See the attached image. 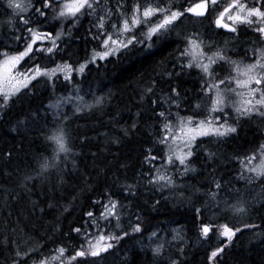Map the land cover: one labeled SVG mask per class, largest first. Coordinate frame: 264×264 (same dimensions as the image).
Here are the masks:
<instances>
[{
  "label": "trees",
  "instance_id": "obj_1",
  "mask_svg": "<svg viewBox=\"0 0 264 264\" xmlns=\"http://www.w3.org/2000/svg\"><path fill=\"white\" fill-rule=\"evenodd\" d=\"M117 1L121 4L125 1L124 11L136 2ZM117 1L109 0V3ZM244 1L255 5L253 0ZM34 2L36 7H40L38 0ZM196 2L198 0H176L183 8ZM229 2L217 0L216 5L210 4L208 13L202 18L187 14L170 33L156 40L151 47H147L150 42L143 46L137 44L97 66L89 65L80 77L81 88L83 91H96L103 102L72 115L66 121L70 131L68 146L72 152L67 159L61 157L57 168L36 175L40 171L38 157L41 154L52 155V143L41 134L50 135L56 124L53 113L46 106L54 92L51 81L37 78L11 99L8 108L0 111V264H12L16 259L13 241L21 250L39 243L45 255H51L58 246L68 249L66 256L74 255L83 243L84 231L97 233L95 228L88 227L92 221L86 213L93 212L98 217L103 207L94 202H106L109 195L123 206V231L127 232V225L133 221L140 223L142 231L135 236L129 231L128 236L100 257L77 258L83 264H170L171 260H177L178 264H264V179L252 184L239 181L240 165L236 160L238 156L249 155L264 141V119L259 116L242 118L238 122V131L228 137L209 135L197 139L188 165L191 170L182 175L179 167L173 175L174 185L161 187L149 184V171L151 169L152 174L155 173L156 167H160V159L152 164L144 161L149 148L154 149L152 154L157 157L166 153L165 147L156 143L161 126L156 113L169 110V104L162 97L172 87H177L181 97L178 107L171 105L173 114H205L210 104V99L201 92L199 70L181 71L183 62L177 59V49L184 47V34L199 32L203 39L224 47L233 60L245 61L252 55L246 49L251 50L250 47L259 41L253 26H242L233 34L217 28L213 22ZM104 5L106 7L108 1ZM11 15L12 10L7 7L6 0H0V24L7 20L10 22ZM24 17H31L42 24V18L34 15V9H29ZM97 22V16L87 15L83 24L71 22V27L67 24L65 31L70 32L71 38L59 42L54 54L45 53L39 59L30 55L23 60L21 67L32 68L33 60L47 66L43 63L45 56L49 59L53 56L72 65L86 60L97 45L96 41H91ZM45 29L54 32L51 26ZM178 32L181 35H177ZM14 43L16 47H12L10 52H17L25 46L24 40ZM3 47L0 45V49ZM229 68L230 65L224 64L215 69L221 76L227 74ZM152 81L156 82L155 91L147 94L145 89ZM154 100L158 103L154 104ZM197 103L201 104V109L195 108ZM18 121L24 122L18 124ZM230 121L235 123L236 117ZM209 153H214L213 158H209ZM26 176L32 179L25 180ZM216 181L223 185L218 195L219 206L207 195L214 190ZM127 185L135 187L132 191H125ZM236 189L240 190L239 193ZM225 198L228 204L237 200L247 201L248 211L241 214L227 208L223 211L221 206ZM223 221L229 227L241 229L231 242L215 233V227L217 229ZM112 223L115 224L114 219ZM207 223L212 231L202 242L199 240L201 227L198 226ZM242 225L255 227L244 228ZM100 227H105L103 222ZM76 228L82 230L79 235L73 231ZM153 229H162L166 233L150 240ZM161 242H164L162 254L154 256L152 248ZM219 247L224 250L209 261L210 253ZM30 263L28 260L27 264Z\"/></svg>",
  "mask_w": 264,
  "mask_h": 264
},
{
  "label": "snow or ice",
  "instance_id": "obj_2",
  "mask_svg": "<svg viewBox=\"0 0 264 264\" xmlns=\"http://www.w3.org/2000/svg\"><path fill=\"white\" fill-rule=\"evenodd\" d=\"M40 7L35 6L34 0H7V7L13 9L14 12H28L29 9H34V15L48 19L49 10L52 12V19L58 21H78L83 15H95L98 17L97 33L93 35L102 51L93 49L89 59L75 68L71 63L61 62L55 64L52 68L42 67L39 63L33 60V67L19 75L15 74L17 65L24 60L25 57L33 55L36 59L45 53L52 55L54 50H57V41L64 35V32L58 30L55 36L50 32H41L37 20L25 19L20 16V20L24 26L36 24V27H27V32L16 37V40H24L25 47L23 51L10 53L8 50H0V111L5 110L10 106L11 99L16 96L21 89H27L30 83L38 77H47L52 80L58 73L64 75V79L70 80L73 72L83 73L86 65L95 62L97 59L103 60L109 56L123 54L129 49L134 48L137 44L145 45V42H150L147 47H151L156 40L160 39L167 33H170L180 21L187 15L192 14L195 17H205L209 11V5H216L217 0H198L187 8H183L176 3V0H154V2H144V0H136V3L131 8L130 15L124 11L125 6L119 5L114 12L110 7H105L101 13L100 0H38ZM256 5L250 7L246 2L241 0H230L215 18V26L224 28L230 32H236L235 24H247L254 27L255 33L259 35L260 43L264 44V0H253ZM119 16L115 23H111L114 16ZM225 19L231 23H225ZM155 21V22H153ZM111 23V31L106 25ZM141 27L146 28V31L137 35ZM181 35V33H177ZM49 40L51 47L34 48L37 41ZM184 48L177 49L179 55L177 59L182 61L180 67L183 72L185 69H198L201 74V92L205 97L210 99V105L206 109V114L194 112L188 116H181L179 112L173 114L170 111L171 105H177L180 100V93L177 87H172L170 92L165 94L162 99L169 104V110L156 113L157 118L161 121L160 135L156 141L157 144L163 145L166 153L163 157L153 155V148L147 149L148 155L144 157L145 163L152 164L158 158L161 160V166L156 167V171L152 174L151 169L149 174L151 179L149 184L168 187L174 185L172 176L167 175L162 168L169 166H178L182 169L181 174L190 171L189 158L193 156V144L197 136L214 135L218 138L228 137L232 133L238 131L237 124L241 118L257 115L264 119V48L251 49V59L253 63L242 66L241 61L233 60L226 54V49L222 46H215L211 42H206L199 32H191L183 35ZM227 43V42H226ZM214 49V50H212ZM224 64L231 65V73L219 78V73L215 71L216 67H222ZM156 82L152 81L151 85L145 89L147 94L154 93ZM80 89L76 90L75 96H62L50 102L48 108L58 110L63 107V104H72L73 115L92 108L103 102L102 97H95L92 102L85 100L84 96L79 94ZM238 99L233 101L232 96ZM157 104L158 101H153ZM231 106L235 113L236 122L230 123L231 115L226 109ZM196 109H201V104L195 105ZM175 115V120H173ZM197 115L202 118L197 119ZM59 111L53 112V121L57 122L56 127L51 130L50 135H44L46 141H50L53 145L52 155L50 157H38L40 171L37 176L44 174L50 168H57L58 161L63 158L67 159L68 154L72 149L68 146L70 139V131L64 121H68L70 117L63 115L60 119ZM24 121H18L23 123ZM194 125V127H193ZM136 127L135 124L132 126ZM47 128V125H45ZM15 130V129H13ZM81 139H85L82 137ZM214 153H209V158H213ZM240 165L238 174L239 181H246L252 184L258 179H264V142L259 145V148L246 156L236 157ZM75 163V161H73ZM32 177L26 176L25 180H30ZM135 185H127L125 191H132ZM223 185L216 181L214 182V190H210L207 195L210 200L216 202L219 206L220 200L218 195ZM239 193V189L235 190ZM94 203L102 204L103 211L99 216H95L93 212L86 213L87 217L92 221L89 228H95L99 235H94L88 231L83 232V243L77 248L72 256H66L68 249L65 246H58L52 250L51 255H45L42 252V245L37 243L35 247H28L27 250H21L20 246L16 245L12 264H27L30 260L31 264H83L78 261L80 257H100L102 253H106L114 247L113 241H119L129 235L123 231L121 225L122 208L119 200L112 199L109 195L106 202L95 201ZM227 209L233 213L241 214L248 211L247 201L237 200L233 204H228L227 198L224 200ZM199 213V209H197ZM115 220V224L112 220ZM101 222L105 227L101 228ZM219 236L225 237L228 242H231L233 237L239 232L240 228L229 227L228 224L220 225ZM244 228H254V225H242ZM112 229V231H108ZM78 235L81 233L80 228L73 229ZM119 231V234L116 232ZM212 228L208 224H204L200 228L202 237H208ZM105 232L108 234L105 235ZM131 232H141L140 223H136L131 227ZM157 232H152L149 239L157 238ZM163 244H157L152 248L154 256H160L163 250ZM223 247L214 249L208 259L212 261L223 251ZM27 258V260L25 259ZM170 264H178L177 260H171Z\"/></svg>",
  "mask_w": 264,
  "mask_h": 264
},
{
  "label": "rangeland",
  "instance_id": "obj_3",
  "mask_svg": "<svg viewBox=\"0 0 264 264\" xmlns=\"http://www.w3.org/2000/svg\"><path fill=\"white\" fill-rule=\"evenodd\" d=\"M106 1H108V5L106 6V7H109V5H110V8L115 12L116 10H117V8H118V6L119 5H123V4H125L124 2L125 1H123L122 2V4H121V2H118L117 0H115V1H117L115 4H110L109 3V0H100V4H101V9H100V11H101V13L104 11V8H105V5H104V2H106ZM127 1V4H128V2L130 1V0H126ZM6 2H7V0H6ZM241 2H246V1H244V0H241ZM136 3V2H135ZM247 3V2H246ZM250 7H254V6H256V5H250L249 3H247ZM134 4H132V5H130L131 7H127V9H126V11H125V13L127 14V15H130V13H131V8H132V6H133ZM12 10V15L10 16V22H9V20H7L6 22H1V24H0V34L2 33V36H0V45H2V46H5V47H3L4 49H0V50H12V47L13 48H15L16 47V43H14L15 41H17L16 40V37L17 36H19V35H22L23 33H26L27 32V27H36V25H34V26H24L23 24H22V21L20 20V16H23L24 17V15L26 14V13H21V12H18V11H16V12H13V9H11ZM220 12V11H219ZM218 12V13H219ZM218 13H217V15H218ZM52 12H51V10H50V12L48 13V19L47 20H45V19H43L42 18V24L41 25H39L40 26V28H39V30L40 31H47L45 28L46 27H49V26H51L53 29H54V32L52 33V35L53 36H55V34H56V32L58 31V30H61V28H62V30H63V32H64V35L57 41V44L59 43V42H63V40H66V39H70L71 37H70V32H68L70 29L68 28L67 29V32L68 33H66V27H67V24H68V27H71L73 24L71 23V22H79V23H84V21H85V18H86V16L88 15V14H86V15H83V16H81L79 19H78V21H58V20H55V19H52ZM216 15V16H217ZM19 16V19L17 20V17ZM25 18V17H24ZM216 18V17H215ZM215 18L213 19L214 21H215ZM117 19H120V17L117 15V16H114L113 18H112V21H111V23H115L116 22V20ZM1 20V19H0ZM213 21V22H214ZM225 21L226 22H228V23H231L230 21H228L227 19H225ZM9 22V23H8ZM111 23H108L107 25H106V27L108 28V30L109 31H111L112 29H111ZM242 26H246V27H249V25H247V24H235L234 25V27H236V29L237 30H239ZM146 31V28H140L139 29V31L136 33L137 35H140L141 33H143V32H145ZM48 32V31H47ZM238 31H236V32H233V34H236ZM51 33V32H50ZM97 33V27H96V25L94 26V28H93V30H92V35H91V41H96V40H94L93 39V35L94 34H96ZM10 34H12V35H10ZM66 34H67V36H66ZM89 35H90V33H89ZM66 36V38L64 39V37ZM228 40H229V38H227ZM258 39H259V41H256V45L253 47V46H251L250 48L251 49H259V48H264V44H262V43H260V38H259V35H258ZM205 40V39H204ZM206 42H208L207 40H205ZM147 42V41H146ZM96 43H97V45H96V47L95 48H92V50H91V52L89 53V55H88V57L86 58V59H89L90 58V56H91V54H92V52H93V49H95V50H97V51H102L103 49H101L100 48V46H99V44H98V42L96 41ZM44 45H48L47 47H51V42L49 41V40H42V41H37V43L34 45V48H37V47H45ZM25 47V46H24ZM24 47L23 48H21L20 50H18L17 52H19V51H23V49H24ZM46 48V47H45ZM184 48V47H183ZM182 48V49H183ZM66 50V49H65ZM65 50H63V51H65ZM10 52V51H9ZM10 53H16V52H10ZM250 54H252V52L250 51ZM48 55V54H47ZM42 56V55H41ZM251 56L252 55H250L249 57H247L246 58V60L245 61H241L242 62V66L243 65H245V64H249V63H253L254 62V60L253 59H251ZM47 56H45L44 58H42V59H44V61H43V63L45 64V65H47V66H42V67H45V68H52V67H54L55 66V64H57V63H61V62H65V61H62V60H57L55 57H53L52 56V58L51 59H49L50 57H47ZM110 57H114V56H109V57H106L105 59H103V60H100V59H97L95 62H92V63H89L88 65H86V67H85V70H86V68L89 66V65H91V64H93V65H99L100 63H102V62H105L106 61V59H110ZM0 58H2V57H0ZM26 58V57H25ZM24 58V59H25ZM22 62H23V60L21 61V63L19 64V65H17V68H16V70H15V74L16 75H19L20 73H24L26 70H28V69H30V68H26V69H24L23 67H21V64H22ZM84 62V61H83ZM83 62H81V63H83ZM69 63V62H68ZM80 63V64H81ZM80 64H77V65H73L75 68H78L79 67V65ZM231 68H232V66L230 65V68L228 69V72H227V74H223V75H221L220 76V74H219V78H223L224 76H226V75H229L230 73H231ZM215 71L217 72V73H219L216 69H215ZM84 73V72H83ZM83 73H80V72H73L72 73V78L70 79V80H65L64 79V75L63 74H60V73H58L57 74V76L56 77H53L52 78V80H48V78L47 77H38V78H44L45 80L47 79V81L49 82V81H51V83H52V85H51V88L54 90V92H52V95H51V99L47 102V107L49 106V104H50V102H55V100L57 99V98H59V97H62V96H75L76 95V90L77 89H80V92H79V94L81 95V96H84L85 97V100L86 101H88V102H92L93 100H94V98L95 97H99L100 96V94H99V96H97V94H96V91H91L90 90V92L89 91H83L82 90V88H81V86H82V84H81V82H80V80H81V76H82V74ZM76 86V87H75ZM64 88V89H63ZM75 88V89H74ZM22 90V89H21ZM58 90V91H57ZM101 97V96H100ZM230 99L231 100H233V101H235V100H237L238 98L237 97H235L234 95L232 96V97H230ZM102 100H103V98H102ZM210 105V104H209ZM97 105H95L94 107H96ZM94 107H92V108H94ZM72 108V109H71ZM49 109V108H48ZM88 109H90V108H88ZM88 109H85L84 111H86V110H88ZM49 111L50 112H54V111H59L60 113H61V116H60V119H62L63 118V115H68L69 117H71L72 115H73V106H72V104H63V107L62 108H60V109H58V110H55V109H49ZM84 111H82V112H84ZM226 111H228V113L231 115V117H234L235 116V113L232 111V108H231V106H229L227 109H226ZM82 112H79V113H75V115H78V114H80V113H82ZM205 114H206V112H205ZM254 116H257V115H253V116H251V117H245V118H248V119H251L252 117H254ZM186 117V116H185ZM200 118H202V116H197V119H200ZM242 119V118H241ZM230 123H232L231 121H229ZM57 123V122H56ZM64 123L66 124V121H64ZM55 127H56V124H55ZM193 127H194V125H193ZM239 127V123L237 124V128ZM54 129V128H53ZM51 134V133H50ZM202 137H204V136H197L196 137V140L197 139H199V138H202ZM195 140V141H196ZM264 142V141H263ZM195 143V142H194ZM194 145V144H193ZM193 150V149H192ZM165 152H166V149H165ZM193 155H194V150H193ZM63 156V154H61V157ZM191 158V157H190ZM190 158H189V160H190ZM160 166H161V160H160ZM178 168H179V166H178V162H177V166H175V167H172V166H169V167H166V168H162V171H164L167 175H170V176H172L173 177V175H174V173L178 170ZM222 208H223V211H225L226 210V206L224 205V204H222V206H221ZM211 218H213L212 217V215L210 216ZM212 221V220H211ZM137 222H132L131 224H128L127 225V232H129V231H131V227H133L135 224H136ZM208 225H210L209 223H207ZM223 224H226L225 223V221H223L221 224H219L218 225V227H217V229H216V227H215V233H216V235H219V231H220V225H223ZM203 225V224H202ZM202 225H200V226H198V227H201ZM110 231H112V229H110ZM141 231H142V227H141ZM152 232H157V234L158 235H160V234H165L166 232L165 231H163L162 229H153L151 232H150V234L152 233ZM95 235L96 234H98L99 235V233H94ZM137 233H134V232H131V235H136ZM210 234V233H209ZM105 235H107V234H105ZM221 238H223V239H225L226 240V238L225 237H221ZM199 240L200 241H202V242H204L205 241V238L204 237H200L199 238ZM116 244H117V242H115L114 241V246H116ZM160 244H163L164 245V242H161ZM53 264H56V262H53Z\"/></svg>",
  "mask_w": 264,
  "mask_h": 264
},
{
  "label": "bare ground",
  "instance_id": "obj_4",
  "mask_svg": "<svg viewBox=\"0 0 264 264\" xmlns=\"http://www.w3.org/2000/svg\"><path fill=\"white\" fill-rule=\"evenodd\" d=\"M197 3V2H196ZM195 4V3H194ZM209 8H210V6H209ZM192 15V14H191ZM225 23H228V22H226L225 21ZM222 29H224V28H222ZM225 30V29H224ZM225 31H227V30H225ZM227 32H230V31H227ZM242 46V45H241ZM88 55V54H87ZM86 55V56H87ZM84 59V58H83ZM45 85V84H44ZM76 87V86H75ZM64 89V88H63ZM75 89V88H74ZM58 91V90H57ZM48 93V92H47ZM51 93V92H50ZM49 94V93H48ZM47 99V98H46ZM189 101V100H188ZM182 102V101H181ZM188 103V102H187ZM43 106V105H42ZM72 109V108H71ZM167 109V108H166ZM181 109V108H180ZM191 111V110H190ZM44 116V115H43ZM50 117V116H49ZM51 119V118H50ZM259 128V127H258ZM262 130V129H261ZM261 136V135H260ZM238 137V136H237ZM240 137V136H239ZM258 139H259V137H258ZM243 140V139H242ZM255 140V139H254ZM260 140V139H259ZM43 143H44V141H43ZM225 143V142H224ZM211 144V143H210ZM204 145V144H203ZM239 148V147H238ZM212 149V148H211ZM204 150V149H203ZM240 151V150H239ZM223 153V152H222ZM52 154V153H51ZM233 164V163H232ZM223 165V164H222ZM65 167V166H64ZM226 167V166H225ZM235 168V167H234ZM234 173V172H233ZM206 183V182H205ZM233 184V183H232ZM234 186V185H233ZM240 186V185H239ZM228 190V189H227ZM247 191V190H246ZM254 193V192H253ZM160 194V193H159ZM221 194V193H220ZM201 196V195H200ZM262 196V195H261ZM205 197V196H204ZM209 200V199H208ZM209 208V207H208Z\"/></svg>",
  "mask_w": 264,
  "mask_h": 264
},
{
  "label": "flooded vegetation",
  "instance_id": "obj_5",
  "mask_svg": "<svg viewBox=\"0 0 264 264\" xmlns=\"http://www.w3.org/2000/svg\"><path fill=\"white\" fill-rule=\"evenodd\" d=\"M211 7V5H209ZM210 9V8H209ZM41 32H47V31H41Z\"/></svg>",
  "mask_w": 264,
  "mask_h": 264
},
{
  "label": "water",
  "instance_id": "obj_6",
  "mask_svg": "<svg viewBox=\"0 0 264 264\" xmlns=\"http://www.w3.org/2000/svg\"><path fill=\"white\" fill-rule=\"evenodd\" d=\"M225 30H227V29H225ZM227 31H229V30H227Z\"/></svg>",
  "mask_w": 264,
  "mask_h": 264
}]
</instances>
